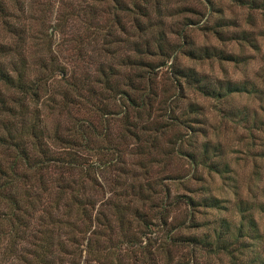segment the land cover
I'll return each mask as SVG.
<instances>
[{"label":"rangeland","instance_id":"374dc122","mask_svg":"<svg viewBox=\"0 0 264 264\" xmlns=\"http://www.w3.org/2000/svg\"><path fill=\"white\" fill-rule=\"evenodd\" d=\"M3 1L0 62L5 65L13 55L7 50L17 43L30 76L49 67L47 88L36 105L29 104L24 129L37 115L44 141L63 154L78 123L93 128L88 147L74 148L95 163L90 174L97 180L84 188L95 202L91 215L70 218L71 226L60 213L48 218L51 236L63 245L52 253L61 263L232 264L226 251L205 241L213 242L222 230L234 245L238 228L247 229L240 211L246 205L256 222V238L248 242L254 264L264 260V8L247 0H149L145 8L142 0ZM204 47V56L186 52L199 54ZM175 66L193 69L216 88L246 83L250 91L206 96L174 75ZM131 87H151L156 94L149 117L143 115L148 122L135 129L138 140L128 130L134 114L130 110L125 117L120 96ZM255 89L263 90L262 99ZM167 101L184 122L168 124ZM206 145L209 160L202 154ZM192 149L196 161L189 157ZM204 195L215 197L218 207L186 203V196L199 201ZM20 205L27 209L22 215L30 219L24 230L30 236L22 239L19 221L11 255H5L11 237L0 239L5 264L31 256L38 241L32 229L42 211ZM136 208L140 215H134ZM3 226L7 229L4 221ZM241 240L249 241L239 238L235 259L253 258L247 250L240 253Z\"/></svg>","mask_w":264,"mask_h":264},{"label":"trees","instance_id":"16d2710c","mask_svg":"<svg viewBox=\"0 0 264 264\" xmlns=\"http://www.w3.org/2000/svg\"><path fill=\"white\" fill-rule=\"evenodd\" d=\"M142 1L143 7L145 8L149 0ZM245 2L253 7L258 6L264 8V0H260L258 3L257 0H247ZM5 12L6 6L4 1L0 0V20L5 19ZM214 32L217 33L218 31ZM13 34L15 33L13 32ZM13 45V49L7 50V54L13 52V55L7 57L8 59H6L5 65L3 62H0V205H4L7 208V211L0 209V239H2L4 235L11 237V239L8 240L10 243L5 254L11 255L15 244L14 239L19 235L17 232L20 231L18 225L19 221L23 223V228H21L23 230L20 231L22 239L24 240V238L30 236L27 230L24 231L28 225V220H30L23 219L22 214H25L27 209H22L20 204L24 201L28 204L29 210L33 211L38 208L42 212L37 217L35 228L32 229V236H36V239H38V241L34 243L35 247L32 250L33 253L31 256H29L28 253L19 255V264H63L58 256L52 254L54 250L59 247L61 248L63 245L57 238L55 239L53 237L54 235L51 236V228H53V225L48 218H51L49 217L51 214L60 213V215L65 216V220L67 221L64 225L67 224L71 226L73 222L70 221V218L75 221L78 218L85 219L84 217L87 218L91 215L89 208H93L95 202L91 195L85 194L84 188L86 187L85 183L90 181L94 185V181L97 180L95 175L90 174L93 172L95 163L83 159V156L74 150V148L78 146L88 147L86 142H88L90 134L93 133V128L88 124L83 125L82 122L78 123L71 138L79 137L80 141L77 142L70 138L71 141L67 143V150H65L63 154L56 153L51 149L50 145L44 141L42 127L37 115H34L33 118H29V120L31 119V123L26 130L24 129L23 123H25L28 118L29 104L36 105L41 97V90L44 91L47 88L45 80L47 79L48 72L45 70H49V67L42 66L43 68L39 73L30 76L27 72L24 56L21 53L22 49H18L20 44L15 43ZM159 46L161 45L159 44ZM207 50L208 48L204 47L199 54L195 53L194 49H188L186 52H188V54H195L196 56H204ZM13 58H15L17 62H15ZM6 66H11V68L8 69ZM172 73L184 79L188 84H192L196 90L206 96L220 97L223 94H230L237 91H250L246 83L239 86L236 85V83L230 82L227 84V88L225 84L219 86L220 88H216V86L202 81L203 79L197 76V73H195L193 69L187 67L175 66L174 69H172ZM71 85L76 86L72 81ZM221 87L226 89V92H222ZM134 91H138V94H133L132 92ZM251 91L257 94L259 93L258 96L262 99L263 90L255 89ZM122 93L123 95L120 96L125 101L123 106L125 117H128L130 110L134 114V119L132 121H128L127 118L129 122V126L127 125L128 130H131L132 137L138 140L140 137L135 129L138 128V124H145L148 122L147 119L143 120V115L145 112H148L147 116L149 117L151 100L156 94L151 91V87H148L145 91H139L131 87V91H122ZM91 94L94 93L91 92L87 96ZM179 97L180 95L177 97L174 96L176 99H179ZM176 99H173L174 103ZM171 103L172 102H166L165 112L167 115L165 119L168 124L170 123L171 125L174 123L181 124L184 120L180 118V116L174 115L175 107L171 106ZM193 106L195 107L193 103L189 104L192 112L194 111ZM261 110L264 112V107H261ZM17 123L20 125L21 129H18ZM189 140L192 143L195 142V139L192 137ZM208 151V145H206L202 153L203 158L206 160H209L207 156ZM188 154L191 160L196 161V153L193 149L189 151ZM39 191L47 192V194H44L47 196L46 200L43 199L44 195L39 196ZM48 192L53 193V197L50 199H48V197H50ZM179 197L180 196L176 198L178 199ZM186 203L192 207L202 203L209 207H218L215 197L208 195L202 196L199 201L196 198L186 196ZM247 208L249 207L246 205V207L244 206L243 209H240L243 219L247 223L246 232H243L240 226L238 228L239 234H237L232 241L235 242L234 245H238L240 237H247L249 241L241 240L238 247L240 253L241 250H247L253 258L246 255L244 258L245 260L239 258L235 259L233 254L236 249H234L233 243L226 242L225 231H217L213 242L209 240L205 241L210 248H218L226 251V253L230 255L232 264H237L238 260H241L240 264L243 262L245 264H254L258 262L256 254L251 253L254 252L253 245L248 243L250 242V238H256L252 236L253 232H256V222L250 214L247 215L245 213L247 212ZM134 215H140V210L136 208L134 210ZM144 216L145 215L141 216L143 221L145 220ZM45 217L48 219L49 223H46ZM3 221L7 223V229H4ZM188 222L189 225H192L194 222L192 212H189ZM188 238L190 239L192 237ZM207 238L209 239V237ZM1 242L2 241H0V244ZM73 252L75 253V251ZM56 260L59 261L57 262ZM9 262L10 263L7 264H12V261ZM0 264L5 263L0 261ZM259 264H264V260H261Z\"/></svg>","mask_w":264,"mask_h":264}]
</instances>
